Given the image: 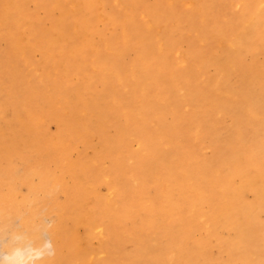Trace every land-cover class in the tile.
Instances as JSON below:
<instances>
[{
	"label": "bare ground",
	"instance_id": "6f19581e",
	"mask_svg": "<svg viewBox=\"0 0 264 264\" xmlns=\"http://www.w3.org/2000/svg\"><path fill=\"white\" fill-rule=\"evenodd\" d=\"M28 1L0 0V38L8 41L14 56L30 63L29 51L46 35L45 28L37 27L43 20L40 9L52 5L59 13L53 16L46 48L50 52L62 45L60 53L49 54L56 70L68 72L62 80L40 72L29 93L34 102L22 104L15 95L4 98L0 90V249L8 253L0 264H264V59L258 60V54L264 55V0L252 7V2L245 3L240 25L214 29L222 51L208 61L198 59L199 75L187 70L178 74L174 58L151 55L177 53L178 60L197 59L191 48L182 49L175 40L146 49L149 65L170 75L156 100L178 107L180 100L169 95L177 83L184 85L186 100L194 98L190 114H179L172 125L161 123L154 129L144 115L153 101L148 95L132 108L136 94H148L154 82L148 66L132 64L135 94L128 102L116 98L105 104L108 85L103 94L87 74L70 85L74 67L99 49L92 16L83 18L82 12L104 11V0H36L33 9ZM101 14L106 24L118 23V17ZM133 15L119 17L126 44L134 36ZM73 23L75 32L69 29ZM77 27L90 31L84 48L72 49L68 44L75 37L70 33L81 35ZM4 62L2 58L0 68ZM49 63L48 58L43 65ZM209 65L217 74H209ZM229 68L239 71L237 83L229 80ZM101 69H118L117 78L129 80L126 69L114 64L105 63ZM48 82L61 97L45 93L48 96L39 100V84L45 88ZM236 96L250 128L242 130L234 120L239 136L230 145L217 128L206 125L204 112L209 113L205 121L221 119L223 97ZM212 103L214 109L206 107ZM117 112L124 113L123 121ZM196 116L194 134L183 133V122L187 127ZM50 120L56 123L55 133H48ZM207 133L215 160L200 157L194 148ZM221 145H230L229 152ZM149 186L153 193L147 191ZM126 220L130 229L124 228ZM152 229L158 240L149 233ZM129 236L139 247L121 252ZM153 249L155 257L144 260Z\"/></svg>",
	"mask_w": 264,
	"mask_h": 264
},
{
	"label": "rangeland",
	"instance_id": "374dc122",
	"mask_svg": "<svg viewBox=\"0 0 264 264\" xmlns=\"http://www.w3.org/2000/svg\"><path fill=\"white\" fill-rule=\"evenodd\" d=\"M247 1L248 3L252 2L250 5H255L259 0H104L106 5L104 11L99 8H95L94 10L85 9L84 12H82L83 18L92 16L91 23L93 24L91 30L94 32L97 39V46L99 49L96 53L91 52V50V53H88L81 61L80 65L74 67L73 71L70 73V85L77 84L82 76L87 74L91 77L94 89L103 91V94L106 92L105 85H108L110 90L103 95L105 104L107 102L116 101V98L128 102L135 94V80L131 73L132 64L136 62L142 67L148 66L150 69L149 77L153 78L155 83L152 82L150 84L148 94H145L142 90L136 94L132 99L136 101V104H134L132 108L137 107L142 99L148 95L149 99L153 101L147 103L144 110V115L149 119L147 123H149L153 129L158 128L161 123L172 125L179 114L185 112L190 114L189 111H192L194 98L186 100L182 95L185 94L186 90L183 88V83H181L183 86H180L181 90L177 83L172 86L169 95L172 99L177 98L180 100L178 107L169 105V103H165V101L158 102L156 96L166 90L168 84L165 80L168 76L170 78V75L164 73L159 66L149 65L150 56L153 55L154 58L157 57L159 59L174 58L172 64L178 74H182L181 72L187 70L188 72L190 71L192 75H199V60L206 59V61H208L218 56L222 51L219 35H217L214 29H223L228 25L234 28L240 25L242 19L245 17L244 5ZM36 5V0L28 1L30 9L35 8ZM40 10H42L40 15L43 17V20L37 27L45 28L46 35L43 40L38 41L35 47L29 51L30 55L28 57L31 60L30 63H27V61L20 56H14L10 51L8 41L0 38V60L2 58L5 59L4 64L0 68V90L4 98L9 95H15L21 100L22 104L26 101L34 102V100L29 97V93L31 90H34V86L38 81L37 76L40 72L44 73L47 78L49 77L53 80H62V78L67 76L66 73L68 72L64 68L59 71L56 70L52 59L53 54H49L60 53L62 45H57V47L50 52L46 48V42L52 38L53 16L59 13L58 9L52 8L51 5L48 9L42 8ZM104 12H107L109 16L118 17V23H116L115 26L106 24L105 19H101V13ZM131 14H134L133 16L136 21L132 29L134 36H132L130 42L126 44L122 39L124 22L119 17H127ZM69 29L71 32H75L76 25L73 23ZM89 29L86 27H77L81 35L78 36L75 33H70V36H74L75 38H73L68 45L72 47V49L84 48V38L87 33H89ZM28 33L33 35V31L31 30ZM174 40L177 41L182 49L191 48L192 51L198 55L197 59H188L184 56L181 60H178L176 59V57L179 56L177 53H151L150 55V53L146 52V49L152 45H160L162 42L165 46H168L171 45ZM106 43H113V45L107 46ZM66 55L67 53H64L65 58ZM48 58L50 63L43 65L44 61ZM263 59L264 55L261 53L258 54V60L262 62ZM206 61L204 62L206 63ZM105 63L114 64L121 70L126 69L129 80L121 82L120 79L117 78L118 69H115L113 73H105L101 69V66ZM208 72L214 75L217 74L218 70L214 65H209ZM239 75V71L237 72L229 68L228 78L231 82L237 83ZM67 85L68 84H66L65 87ZM45 93L54 98L61 97L59 91H55L53 84L50 82H48L45 88H42V85L39 84L37 98L41 100L48 96ZM155 101L157 102L156 107H154ZM223 102L225 110L223 111L222 118L215 119L214 122L211 123L205 121V119H209V113L204 112V122L206 125H212L214 129L217 128V131L222 135V138L225 139V142L232 145L239 136L237 128L233 125L234 120L239 121V124H241L240 129L242 130L248 129V127L250 128V124L246 121V111L240 103V98H237V96L223 97ZM213 106L214 103L206 105L209 109H214ZM2 113L3 112L0 111V115ZM116 116L118 120L123 121L125 119L123 112H117ZM198 120L199 118L196 116L188 122L187 127V123L184 124L183 122V125H181L183 133L189 132L194 134ZM56 129L55 121H48V133H55ZM113 130L114 129L111 131ZM205 135L194 148L198 151L197 153H199L200 157H212L215 160L216 154L214 153L213 147L210 145V134L207 133ZM191 138L195 140L196 135ZM226 145L220 146L224 153L229 152L230 145ZM80 146L82 147V145ZM137 146L138 144L134 141L133 148H137ZM24 150H27V148ZM88 151L91 154L94 153L93 149H89ZM154 165L156 164L154 163ZM156 169L157 165L155 167V170ZM155 172L157 173L158 171ZM24 191H27L26 186ZM101 191H106V186L103 184L101 186ZM147 191L153 193V186H149ZM249 196L252 198L253 193H250ZM128 222L129 220H126L125 229H130ZM153 230L154 229L150 230L149 233L158 240L159 234ZM122 231L123 233L126 232L125 230ZM94 241L95 244H97L99 239L94 238ZM138 247L139 243L129 236L126 237L125 241L120 245V251L127 252L138 249ZM4 252L5 251L0 249V260L3 259L4 255L6 256L8 254ZM155 253L156 249H153V251L144 257V260H146L148 256L155 257Z\"/></svg>",
	"mask_w": 264,
	"mask_h": 264
}]
</instances>
